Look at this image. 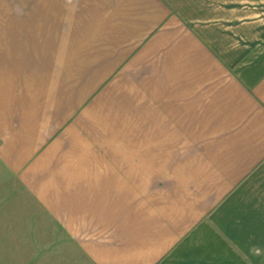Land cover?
Masks as SVG:
<instances>
[{"label":"crops","instance_id":"1","mask_svg":"<svg viewBox=\"0 0 264 264\" xmlns=\"http://www.w3.org/2000/svg\"><path fill=\"white\" fill-rule=\"evenodd\" d=\"M0 246L264 264V0H0Z\"/></svg>","mask_w":264,"mask_h":264},{"label":"rangeland","instance_id":"2","mask_svg":"<svg viewBox=\"0 0 264 264\" xmlns=\"http://www.w3.org/2000/svg\"><path fill=\"white\" fill-rule=\"evenodd\" d=\"M11 251L12 252H9V254L11 255H14L16 253L15 249H11ZM7 259H9L7 258V247L0 246V264H21L18 262L19 258H15V257L11 258L10 260H12L13 262H7ZM15 259L17 260V262H14Z\"/></svg>","mask_w":264,"mask_h":264}]
</instances>
